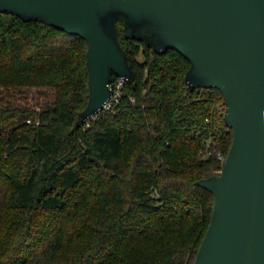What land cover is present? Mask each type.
Instances as JSON below:
<instances>
[{
	"label": "trees",
	"instance_id": "trees-1",
	"mask_svg": "<svg viewBox=\"0 0 264 264\" xmlns=\"http://www.w3.org/2000/svg\"><path fill=\"white\" fill-rule=\"evenodd\" d=\"M118 28L133 80L78 123L87 41L0 13V264L194 263L214 207L197 181L233 140L224 96L191 90L184 56ZM35 87L54 92L39 110L11 100Z\"/></svg>",
	"mask_w": 264,
	"mask_h": 264
},
{
	"label": "water",
	"instance_id": "water-1",
	"mask_svg": "<svg viewBox=\"0 0 264 264\" xmlns=\"http://www.w3.org/2000/svg\"><path fill=\"white\" fill-rule=\"evenodd\" d=\"M0 13L87 41L89 99L78 123L105 108L114 76L133 80L119 21L153 52L184 56L191 90L218 88L233 140L219 173L197 181L214 207L193 264H264V0H0Z\"/></svg>",
	"mask_w": 264,
	"mask_h": 264
},
{
	"label": "rangeland",
	"instance_id": "rangeland-1",
	"mask_svg": "<svg viewBox=\"0 0 264 264\" xmlns=\"http://www.w3.org/2000/svg\"><path fill=\"white\" fill-rule=\"evenodd\" d=\"M53 90L45 88H26L13 91L11 100L19 105H27L39 110L43 103L52 100Z\"/></svg>",
	"mask_w": 264,
	"mask_h": 264
},
{
	"label": "built area",
	"instance_id": "built-area-1",
	"mask_svg": "<svg viewBox=\"0 0 264 264\" xmlns=\"http://www.w3.org/2000/svg\"><path fill=\"white\" fill-rule=\"evenodd\" d=\"M126 80L123 77H118V80L115 82H112V87H113V94L110 97L108 103L105 105L104 109H111L114 104L119 100L120 96H121V91L122 88L125 84ZM132 102H135L134 98H131ZM28 122H34L35 124H40V120L36 119V120H32L31 118L28 119ZM218 157L220 160L225 162L226 156L223 155L222 153L218 154Z\"/></svg>",
	"mask_w": 264,
	"mask_h": 264
}]
</instances>
